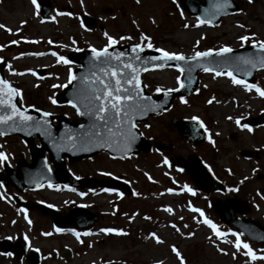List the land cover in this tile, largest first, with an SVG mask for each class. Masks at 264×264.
Masks as SVG:
<instances>
[{"label": "rangeland", "instance_id": "obj_1", "mask_svg": "<svg viewBox=\"0 0 264 264\" xmlns=\"http://www.w3.org/2000/svg\"><path fill=\"white\" fill-rule=\"evenodd\" d=\"M52 1L56 3L55 13L44 19L33 8L30 0H0V24L11 29V32L0 29V60L7 65V79L21 88L23 94L20 102L23 105L50 107L48 97H54L61 89L52 88L51 85L66 83L69 66L58 64L52 52L65 57L77 48L89 49V45L100 48L107 43L103 35L105 32L118 42L122 35L133 37L127 43L139 42V34L143 32L151 38L153 48L179 52L185 56L194 51L216 49L221 45L238 49L241 47L237 39L240 35L255 33L256 39H264V0H254L252 4H248L247 0H235L240 10L223 18L218 25L187 29L183 25H192L196 20L187 16L178 0L175 5L172 0H140L139 4L135 0ZM69 7L72 13L57 15L58 12L66 13L64 11ZM102 7H112L113 11L104 15L100 12ZM83 13L97 20L94 28L84 30L78 23L77 17ZM21 21L25 23L21 24ZM237 24L245 27L241 29ZM18 28L19 32L16 31ZM12 40L17 43L12 44ZM197 40L199 44H196ZM249 45L250 42L245 43V46ZM28 69L34 72L43 69L45 73L42 77L33 76L26 71ZM177 75L180 74L175 68L155 70L145 73L143 81L148 91L156 92V87H177ZM199 78V90L185 98L187 103L174 101L169 111L150 118L140 124L139 129L150 140L164 139L170 142L172 154L201 156L225 185H232L237 191L228 189L223 195H205L196 191L187 184L184 174L171 169L169 156L165 153H146L122 160H112L107 155L99 154L78 164L75 170L80 176L127 181L132 193L138 195L133 196L131 193L127 196L114 189H110L109 197L99 196L100 192H104L101 189H86L82 191V197L72 194L71 199L76 204L88 207L98 217L90 228L92 235H87L88 239L84 241L81 238L77 241L75 236L73 240L69 236L41 238L40 233L47 232L49 224L41 218L34 219L35 229L34 226L27 227L28 233L37 239L35 247L45 255L46 264H155V261L178 264L169 245H174L180 251L186 264H264V260L249 261L241 254L243 250L233 258L235 249L227 241L234 240L230 233L235 230L222 225L209 206L211 198L238 197L247 202L249 210L237 216L250 218L264 226V125L252 127L253 131L249 133L234 123L236 118L242 117L243 124L244 118L264 112V98L259 97L254 90L246 92L241 86L232 85L227 77L213 79L211 73H203L199 74ZM255 78L254 84L264 89V70L256 72ZM208 100H212V103H207ZM193 116L205 125L207 135L214 144H209L207 140L195 148L175 138L171 120L182 117L191 119ZM144 124L150 127L146 129ZM3 141H0V151L8 155V161L24 156L25 149L20 140L14 138ZM244 151L257 153L258 156L245 158L242 155ZM165 159L168 160L167 165L163 163ZM253 169L256 171L253 172ZM103 172L111 175H101ZM184 185L191 188L195 195L181 191ZM169 188L173 190L172 193L166 191ZM190 206L201 210L204 217L199 212L191 211ZM165 208H171V213L164 211ZM204 218L210 219L219 230L229 235L221 241H210L208 238L213 237V234L202 223ZM173 224L179 231L171 227ZM104 225L121 229L128 235H104L99 232ZM149 233H155L164 243L156 244ZM188 233L193 235L188 236ZM241 239L247 242L245 238ZM247 243L258 256L264 255L263 244ZM217 247L224 252H218ZM68 250L75 254L63 258Z\"/></svg>", "mask_w": 264, "mask_h": 264}, {"label": "snow or ice", "instance_id": "obj_2", "mask_svg": "<svg viewBox=\"0 0 264 264\" xmlns=\"http://www.w3.org/2000/svg\"><path fill=\"white\" fill-rule=\"evenodd\" d=\"M137 4L140 0H135ZM248 4H252L254 0H247ZM33 8L37 6V0H30ZM172 3L177 4V0H172ZM231 7V0H210L209 7L204 9V17H196V22L192 25L185 23L183 27L185 29L189 27L199 28L202 25H210L212 20L226 12V9ZM241 11H243L241 9ZM57 15H69V13H60ZM183 18V12L180 13ZM25 21H21L24 24ZM133 24L136 21H132ZM154 23V21H153ZM81 27H84L81 25ZM237 27L243 29L245 25L237 24ZM0 29L6 32H11L5 25L0 24ZM17 32L20 29H16ZM104 38L107 43L96 48L89 45L90 58L88 61V67L83 74L77 76L74 74L71 66L67 69V80L66 83L52 84V88L65 89L69 85H73L74 81H77L73 85L72 91L69 94V99L66 100V106L73 109L77 116L85 118L86 123H82L77 129H69L67 125L64 126V130L60 133L59 137L55 136L52 131V124L47 119L51 113L43 111L39 108H35V111L39 113V119L32 115H29L27 109L21 101L20 106L14 102V98L21 95L20 89L10 86L9 82L4 79H0V110H3V114H0V125L6 126L10 131L13 132H24L25 135H31L33 132H39L42 136H45L52 147L57 151H90L92 148H104L109 147L114 151H118L120 159L124 158V154L131 150L132 145L136 142L139 136H143V132L138 131V124L136 122L137 117L146 116L149 112H156L157 109L161 108V101L157 103L152 100L150 96L144 95L142 88L147 87L143 85L140 79V74L143 71H147L143 65L152 62V67L155 69H162L170 61L183 62L184 67L180 63L172 65L175 70L183 75L185 72L187 75V81L183 82L181 75L175 77L177 87L174 88H161L156 87L157 93H163L165 97H168L170 93L176 92L181 88H185L186 85H191L193 77L191 73L199 68L205 73H211L213 79L216 77H227L231 84L234 86H241L246 92L255 91V93L264 98V89H261L257 84L246 83L244 79L237 78L233 74V71L241 72L244 76L251 75V70L257 68L264 69V39H256L255 33L250 35H240L237 39L240 41V46L244 47L246 42H250L251 47L255 49L254 52L245 55H229L233 53V48L227 45H221L219 48L212 49L208 48L204 51H194L191 55L185 56L179 52H171L162 48H153L151 38L146 36L143 32L139 34V42L131 44L128 52L124 51H109L110 48L118 43V40L108 33H104ZM131 36H120L119 40L128 41L132 40ZM203 39V37H201ZM29 43H36L37 41H27ZM52 43V41H48ZM12 44H16V40L11 41ZM75 44V41H72ZM199 44V40L196 41ZM195 47V45H194ZM145 48L153 49L158 55L150 57H142L140 54ZM79 51V49H74ZM21 55H24L23 53ZM32 55V53H29ZM35 55H42V53H35ZM52 56L56 57V62L63 65H71V61L65 58L63 55H58L56 52L51 53ZM219 59H209V58ZM212 65H215L213 67ZM233 69V70H229ZM33 76L36 75L31 69L26 70ZM17 75H23L24 73H14ZM206 87V86H205ZM48 100L51 104L56 105L58 101L53 97L49 96ZM181 104L187 103L183 96L179 98ZM207 103H212V100H208ZM29 107H32L31 105ZM167 111V109H162ZM200 128L205 130L206 138L209 144H214L210 136L207 135V129L205 125L196 117H191ZM231 120L232 117H227ZM241 118H236L234 123L238 128L247 130L249 133L253 129L246 123H241ZM144 128H149L150 125L144 124ZM5 132L0 130V137L4 136ZM116 157H113L115 159ZM8 160V155L0 151V166H2ZM164 164H168V160L163 161ZM43 167L51 169L48 166L47 161L44 162ZM205 167H208L205 165ZM179 171V169H178ZM211 171V169H209ZM256 169H253L255 172ZM101 175H111V173L103 172ZM147 176L148 174L145 173ZM79 179V177H77ZM151 179V177H149ZM244 179H247L245 177ZM127 183V181H125ZM43 184L37 183V187H43ZM4 185L0 184V188ZM49 188L54 187L51 183L48 184ZM55 187H59L58 185ZM64 187L67 188V185ZM75 191V189H70ZM230 191H237L235 187L229 189ZM104 191H111L110 189H104ZM172 193V189L166 190ZM181 191H186L195 195L193 190L187 185H184ZM83 196L84 193H79ZM117 195H120L117 193ZM133 196L138 193L133 192ZM264 198V197H262ZM5 199V196L0 195V200ZM53 207V205H48ZM190 210L193 212H199L201 217H204V213L196 208L190 206ZM164 211L171 213V208H165ZM20 213H24L23 219L30 225L32 222L29 219L24 209H19ZM145 219H150L145 217ZM202 223L206 225L212 232L213 237L208 239L212 241H221L222 238L229 235V233L223 232L218 229L217 225L214 224L210 219L204 218ZM176 229V225H171ZM187 227V225H185ZM179 231V229H176ZM54 231L60 233L64 231L61 228L54 226ZM72 231V230H70ZM100 233L104 235L115 234L117 236H126L128 233L121 229L115 228H101ZM43 235H51V233H43ZM72 235L79 240L80 233L72 231ZM83 235H92L90 232H85ZM193 235L188 233V236ZM230 235L234 237L233 241H227L235 249L233 258L236 253L243 252L242 255L246 256L249 261L264 260V255H257V253L249 246V244L241 239V234L237 232H231ZM149 236L155 241L156 244H163L164 241L158 237L155 233H149ZM264 239V237H261ZM27 242L28 237H24ZM147 239V237H145ZM91 247V245H89ZM171 252L174 254L178 264H186L180 251L174 246L169 245ZM218 252H224L223 249L217 247ZM7 255H10L8 253ZM111 264V262H107ZM155 264H162V261H155Z\"/></svg>", "mask_w": 264, "mask_h": 264}, {"label": "water", "instance_id": "obj_3", "mask_svg": "<svg viewBox=\"0 0 264 264\" xmlns=\"http://www.w3.org/2000/svg\"><path fill=\"white\" fill-rule=\"evenodd\" d=\"M181 7L186 11V13L191 17H197L198 15L202 18L204 17V9L209 7L210 0H179ZM40 3V10L44 17L49 15V5L48 2L45 0H39ZM238 6L231 0V7L226 9L225 13H222L220 16L216 17L214 20H212L213 24H217L220 22V19L224 16H227L229 14H233L237 12ZM88 22V21H87ZM131 45H123V46H113L109 49V51H124L128 52ZM255 49H253L251 46L239 48L237 50H234L233 53L229 55H245L254 52ZM142 57H150L153 55H158V53H155L154 51L150 50H144L141 54ZM90 58V52L89 51H83L77 54H71L68 56V60L71 61V63L77 65V68L73 71L75 75L80 76L85 72V70L88 67V61ZM211 59H219V58H209ZM176 63H180L182 67H184L183 62H176V61H170L166 64V66H172ZM147 70L153 69L152 62H149L145 65H143ZM215 67V65H212ZM3 69L4 65L0 64V79H4L3 77ZM260 68L257 66V68L251 70V75L244 76L241 72L233 71V74L237 76V78L244 79L247 83H254L255 78V72L259 70ZM233 70V69H229ZM145 71L141 72V75ZM203 72L199 68H196L192 73L193 81L191 85H186L185 88H181L176 92L170 93L168 97H165L162 94L158 95V98L156 99L154 96L148 94L145 90V88H142V91L144 95L150 96L152 100L156 101L157 103H160L161 101H164V103H161V108L157 109L156 112H149L146 116L143 117H137L136 122H142L148 118V116L156 115L157 113H160L162 109H168L171 105V102L174 98L177 96H186L188 94L194 93L197 91L198 88V77L197 73ZM187 73L185 72L183 75H181V79L183 82L187 81ZM142 81V80H141ZM77 81L73 82V85H75ZM73 85H69L67 88L63 89L60 94L56 96V100L58 101L57 104L62 105L66 104V100L69 99V94L72 91ZM11 86V85H10ZM14 102L18 104V97L14 98ZM27 112L29 115H32L34 117H39V113L35 111V109H27ZM0 114H3V110H0ZM79 117V116H78ZM81 120H83V123H86V119L79 117ZM47 119L52 124L53 120H57L59 122V125L57 127L52 126L53 134L57 137H59L60 133L64 130V126L67 125L69 129H77L80 124H69L65 119L57 116L50 115L47 117ZM246 124L249 126H255L259 125L261 123H264V114H261L256 119H247L245 121ZM173 124L176 126L178 130V135L182 138L186 139L187 141L191 142L192 144L198 145L201 142L204 141L206 138L205 134L202 132V128L199 127V125L195 121H173ZM0 130H3L5 132L4 136H13V135H19L21 136L26 142H31L34 137H38L40 140L41 148L37 151V155H35L34 158V165L31 167H27L28 169H23L22 167H18V174H10L11 177L18 179L21 183H23V179L21 176L22 170H39L40 166L37 163L42 159L43 160V150H46L50 155L51 162L57 167V169H63V157L66 156L69 161H77L85 157H92L96 155L99 152H107L110 155L114 157H120V153L118 151H114L113 149L109 147L104 148H92L90 151H79V150H72V151H57L55 150L52 145L50 144L49 140L42 136L39 132H33L31 135H25L24 132H13L10 131L8 127L0 125ZM154 147L157 150H166V148L161 145L160 143L154 144ZM152 145L150 142L144 139L143 136H139L136 142L132 145L131 150L128 153L124 154V157H126L129 154H137L139 152L145 151L148 152L151 150ZM177 164L184 170L187 179L191 185L196 187L198 190H201L203 192H211V191H218L223 192L224 186L216 180L213 173L209 171V168L205 167L196 157H192L188 159L187 161L180 159H177ZM61 162V163H60ZM78 187H82L84 185H98V186H109L111 185L109 182H94V181H83L79 180L75 182ZM226 202L229 204L228 206H225L221 203L220 200H213L211 201V205L213 209L215 210L216 215L218 216L219 220L227 225L228 227H232L237 229L243 236H245L249 241L254 243H264V239L261 237H264V228L260 226L258 222H254L253 220H246V219H238L235 217V213L244 214L247 212L246 203L242 202L239 199H230L226 200ZM95 218L88 213L87 211L83 209H78L77 211H73L69 214L67 219H64L63 217L57 216L55 218L56 225L58 224H69L71 226H79L80 228H86L89 225L94 222ZM33 258L30 259V262Z\"/></svg>", "mask_w": 264, "mask_h": 264}, {"label": "flooded vegetation", "instance_id": "obj_4", "mask_svg": "<svg viewBox=\"0 0 264 264\" xmlns=\"http://www.w3.org/2000/svg\"><path fill=\"white\" fill-rule=\"evenodd\" d=\"M52 3V12L55 11V5L56 3L53 2L51 0ZM67 12L72 13L73 10L72 8H68ZM127 41H119V43H125ZM52 113L54 114H61L64 116H67L66 114H68L70 112V110H68L66 107L62 106V107H50L49 109ZM71 121L74 120L73 117H68ZM173 148V147H172ZM170 153H173V149ZM25 154V156H18V157H14L10 160V162H12L15 158H24V160L26 161H30L31 159V151L29 148V151L27 149L26 153H23V155ZM187 157V156H186ZM17 159V160H18ZM16 160V161H17ZM16 161L14 163H10V165L14 166ZM86 161V160H84ZM82 161V162H84ZM8 162V161H6ZM81 162H77V163H68L66 162V167L67 170L69 171L68 173L72 176V177H80L79 172H77L75 169L78 166V164ZM5 164V163H4ZM0 166V171L3 170V166ZM54 170V168L52 167V171ZM0 176H3L5 178V172H0ZM0 179L3 180L2 177H0ZM53 180H56L53 179ZM49 183H44L43 187H39L38 189H24L21 192H19V197L21 199H23L25 202H37L40 203L46 207H48V205H53V207H48V208H55L56 210H58L59 212H67L69 209H71L73 206L72 205H65L64 208L61 207H57L55 206L54 203L57 202L58 199V195L56 194V192H59L62 189H66V187H64L63 185L60 184H53L51 183L54 187L49 188L48 187ZM59 186V187H55V186ZM1 190V195L5 196V199L0 200V264H25V260L21 259L20 261H16L15 258L12 256V254L7 255L6 253L2 252V250H5L9 245V241L10 242H17L20 241L22 239H24L25 236L28 237V241L30 240H37L35 237L31 236V235H27V232H25L24 228L22 227L21 223L18 222L17 220H20L23 218L24 213H20L19 209H24L25 212L27 213L28 217L32 220L36 219V218H43L46 221H50L49 218L42 216V214L38 211V210H29L27 208L24 207H20L18 205H16L13 201L12 196L15 194V190L12 186H5L3 188H0ZM44 194H47L48 196L45 197L43 196ZM25 239L24 242H22L24 245H26ZM29 244V242H28ZM14 247V246H12ZM29 248V246L27 247L26 245V250ZM25 254V253H24Z\"/></svg>", "mask_w": 264, "mask_h": 264}, {"label": "bare ground", "instance_id": "obj_5", "mask_svg": "<svg viewBox=\"0 0 264 264\" xmlns=\"http://www.w3.org/2000/svg\"><path fill=\"white\" fill-rule=\"evenodd\" d=\"M184 37H186V35H184Z\"/></svg>", "mask_w": 264, "mask_h": 264}]
</instances>
